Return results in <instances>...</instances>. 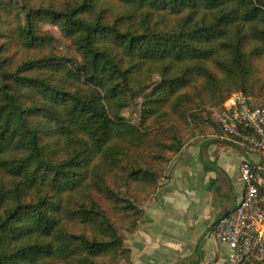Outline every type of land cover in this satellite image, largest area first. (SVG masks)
<instances>
[{
    "label": "trees",
    "instance_id": "1",
    "mask_svg": "<svg viewBox=\"0 0 264 264\" xmlns=\"http://www.w3.org/2000/svg\"><path fill=\"white\" fill-rule=\"evenodd\" d=\"M232 91L264 98V0H1L0 264L129 257L140 208L184 146L222 134L202 113ZM144 94L136 125L120 113Z\"/></svg>",
    "mask_w": 264,
    "mask_h": 264
},
{
    "label": "crops",
    "instance_id": "2",
    "mask_svg": "<svg viewBox=\"0 0 264 264\" xmlns=\"http://www.w3.org/2000/svg\"><path fill=\"white\" fill-rule=\"evenodd\" d=\"M246 157L259 160L221 135L200 136L184 146L158 193L142 206L133 264H216L219 246L211 230L241 200L239 166Z\"/></svg>",
    "mask_w": 264,
    "mask_h": 264
},
{
    "label": "built area",
    "instance_id": "3",
    "mask_svg": "<svg viewBox=\"0 0 264 264\" xmlns=\"http://www.w3.org/2000/svg\"><path fill=\"white\" fill-rule=\"evenodd\" d=\"M221 136L247 157L239 166L240 202L217 219L211 233L219 248L216 264H264V103L254 104L239 91L211 110Z\"/></svg>",
    "mask_w": 264,
    "mask_h": 264
},
{
    "label": "rangeland",
    "instance_id": "4",
    "mask_svg": "<svg viewBox=\"0 0 264 264\" xmlns=\"http://www.w3.org/2000/svg\"><path fill=\"white\" fill-rule=\"evenodd\" d=\"M38 27L40 28V30L43 33H46V34H49L50 36H52V38H53L52 39V45L58 51H60L66 57L73 59L76 63H81V61H82L81 56L79 55V53L74 48L72 40L67 39L66 37L63 36L61 29L58 25H56L52 22L40 21V22H38ZM153 78H154L155 83H157L159 78L157 76H154ZM145 95L146 94L141 95L139 98H137L135 104H133V105L129 106L128 108L122 110L120 114L123 117H125L128 121H130L131 123L139 125L140 114H141V109H142L143 100H144ZM256 99L257 100H255V101L260 102L257 104L264 103V98H256ZM213 107L214 106H208V105L204 106V111L202 113V119L203 120H207L208 117H210V119H211V111L210 110ZM228 139H230V138H228ZM169 171H168V173H169ZM168 173H167V176H168ZM154 197H155V195L151 196L150 199H153ZM140 209H142V208H140ZM130 234H127L124 242L121 243V245L117 247V249H121L124 251H127V250L130 251V255L126 259H124L123 257L119 258V264H133L132 242H134V234L132 232V235H131L130 239L128 240V237Z\"/></svg>",
    "mask_w": 264,
    "mask_h": 264
}]
</instances>
